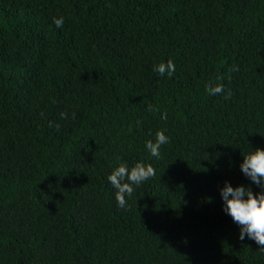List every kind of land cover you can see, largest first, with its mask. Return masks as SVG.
Here are the masks:
<instances>
[{
  "label": "trees",
  "instance_id": "obj_1",
  "mask_svg": "<svg viewBox=\"0 0 264 264\" xmlns=\"http://www.w3.org/2000/svg\"><path fill=\"white\" fill-rule=\"evenodd\" d=\"M256 149L264 0H0V264H264L221 196Z\"/></svg>",
  "mask_w": 264,
  "mask_h": 264
},
{
  "label": "clouds",
  "instance_id": "obj_2",
  "mask_svg": "<svg viewBox=\"0 0 264 264\" xmlns=\"http://www.w3.org/2000/svg\"><path fill=\"white\" fill-rule=\"evenodd\" d=\"M54 23L58 28L64 25V18H54ZM160 76L167 74L171 77L175 72V64L172 60L167 63H160L154 67ZM222 79V77H218ZM209 95L215 96L224 92V86L218 84L216 86L209 85L206 88ZM228 95L231 93L229 91ZM227 98V96L225 97ZM148 111H155L152 105L148 106ZM61 118L66 119L67 113H61ZM163 119H167L165 114ZM50 126H52L50 124ZM57 131L60 125L56 124ZM170 143V138L165 135L164 131L156 133L155 142L147 141L146 148L151 156L160 158L162 145ZM241 170L245 176L250 178L257 186L264 187V149H256L251 154L246 155L241 165ZM156 175L152 164L137 163L130 170L126 164L120 166L108 176L116 191V200L121 208L127 205V198H130L135 187H138L150 178ZM221 196L224 201V211L233 218V221L241 226L240 239L243 240L245 235L250 239H254L258 245L264 246V192L254 194L250 187L240 185L233 187L226 182L225 187L221 189ZM264 250V247H261Z\"/></svg>",
  "mask_w": 264,
  "mask_h": 264
}]
</instances>
